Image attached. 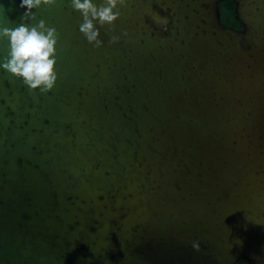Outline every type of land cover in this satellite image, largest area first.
Masks as SVG:
<instances>
[{
    "label": "water",
    "instance_id": "obj_1",
    "mask_svg": "<svg viewBox=\"0 0 264 264\" xmlns=\"http://www.w3.org/2000/svg\"><path fill=\"white\" fill-rule=\"evenodd\" d=\"M225 1L128 0L99 49L69 0L36 10L59 79L0 69V264H264V0H232L243 30Z\"/></svg>",
    "mask_w": 264,
    "mask_h": 264
},
{
    "label": "clouds",
    "instance_id": "obj_2",
    "mask_svg": "<svg viewBox=\"0 0 264 264\" xmlns=\"http://www.w3.org/2000/svg\"><path fill=\"white\" fill-rule=\"evenodd\" d=\"M69 2L75 11L82 14L80 32L98 49L104 46L100 28L115 25L121 17L120 7L128 4V0ZM56 3L57 0H20V8L24 9L22 22L12 27L0 23V41H7V51L0 56V69L22 80L31 90L45 94L54 90L59 79L56 70L59 33L56 27L50 26L44 19L37 20L36 10ZM160 19L161 27L166 31L167 19ZM120 39L119 35H113L110 43L117 44ZM192 247L199 250V241H193Z\"/></svg>",
    "mask_w": 264,
    "mask_h": 264
},
{
    "label": "trees",
    "instance_id": "obj_3",
    "mask_svg": "<svg viewBox=\"0 0 264 264\" xmlns=\"http://www.w3.org/2000/svg\"><path fill=\"white\" fill-rule=\"evenodd\" d=\"M222 21L230 27L239 29L241 27L240 22L236 18L235 4L232 0H227L220 4ZM238 264H249L246 260H242Z\"/></svg>",
    "mask_w": 264,
    "mask_h": 264
},
{
    "label": "flooded vegetation",
    "instance_id": "obj_4",
    "mask_svg": "<svg viewBox=\"0 0 264 264\" xmlns=\"http://www.w3.org/2000/svg\"><path fill=\"white\" fill-rule=\"evenodd\" d=\"M239 30H243V26L241 25V27L239 28Z\"/></svg>",
    "mask_w": 264,
    "mask_h": 264
}]
</instances>
